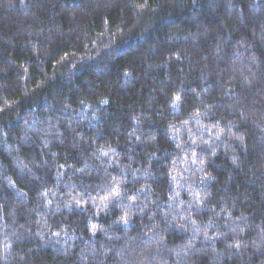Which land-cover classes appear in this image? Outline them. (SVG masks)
Listing matches in <instances>:
<instances>
[{"label":"trees","instance_id":"16d2710c","mask_svg":"<svg viewBox=\"0 0 264 264\" xmlns=\"http://www.w3.org/2000/svg\"><path fill=\"white\" fill-rule=\"evenodd\" d=\"M0 264H264V0H0Z\"/></svg>","mask_w":264,"mask_h":264}]
</instances>
